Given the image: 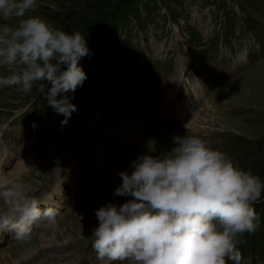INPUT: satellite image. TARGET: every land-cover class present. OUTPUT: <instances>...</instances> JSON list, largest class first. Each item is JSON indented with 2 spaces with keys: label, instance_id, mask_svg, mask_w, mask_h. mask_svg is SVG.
Here are the masks:
<instances>
[{
  "label": "rangeland",
  "instance_id": "obj_1",
  "mask_svg": "<svg viewBox=\"0 0 264 264\" xmlns=\"http://www.w3.org/2000/svg\"><path fill=\"white\" fill-rule=\"evenodd\" d=\"M93 3L37 0L29 15L69 33L79 31L88 44L94 34L103 33L104 15L95 16ZM134 7L138 14L129 13L116 30L114 53L90 47L79 60V66L95 61L93 77L104 82L93 85L86 79L77 87V110L66 125L39 93V83L28 93L17 86L0 89V130L8 125L7 148L16 130L26 136L13 147L16 155L3 168L4 176H18L30 197L59 209L55 232L44 223L33 226L25 239H17L15 231H0V264H107L91 246L98 226L95 210L130 199L114 195L121 184L118 174L130 172L139 155L169 151L173 136L202 137L259 176L264 157L249 150L264 140V0H154L153 5L144 0ZM133 20L144 22L141 31ZM0 23L15 26L17 21ZM0 74L6 69L0 67ZM170 86L175 90L168 91L169 99L176 97L169 105L161 98ZM40 99L39 114L35 104ZM128 101L142 104L145 119L152 112L156 117L145 124ZM167 107L170 111L164 112ZM96 141L112 157V164L100 170L86 151ZM260 249L263 253L255 257L242 255L241 264H264L263 243Z\"/></svg>",
  "mask_w": 264,
  "mask_h": 264
},
{
  "label": "clouds",
  "instance_id": "obj_2",
  "mask_svg": "<svg viewBox=\"0 0 264 264\" xmlns=\"http://www.w3.org/2000/svg\"><path fill=\"white\" fill-rule=\"evenodd\" d=\"M37 0H0V87L39 93L68 123L76 106L65 95L88 78L79 60L89 55L85 36L66 32L29 15ZM47 91L45 92V88ZM60 98H57V97ZM173 147L142 154L121 171L114 195L130 197L95 210L98 226L91 246L107 264H241V237L259 224L254 205L264 181L234 164L224 152L196 135L173 136ZM0 231L25 239L44 223L55 232L59 209L29 196L18 176L0 175ZM40 205H44L43 208Z\"/></svg>",
  "mask_w": 264,
  "mask_h": 264
},
{
  "label": "trees",
  "instance_id": "obj_3",
  "mask_svg": "<svg viewBox=\"0 0 264 264\" xmlns=\"http://www.w3.org/2000/svg\"><path fill=\"white\" fill-rule=\"evenodd\" d=\"M92 1L94 2L93 7L98 10V11L94 10L95 16L100 15V14L104 15L102 19L103 33H102V36H97L96 34H94V36L90 38L91 40L89 39L90 42L87 44V47L88 49L90 47L91 48L98 47V51L104 52L107 54L114 53L113 51L117 49V45H118L116 44V37H115L117 34L116 30L117 29L121 30L123 28L122 24L125 25L126 16L129 15V13L133 11L135 12V13L132 12L133 14L135 15L138 14V10H136L134 6L138 1L143 3L144 0H107V2H105V0H92ZM149 1L152 2V5H153L154 0H149ZM172 16H173L172 20L174 21L175 15L173 14ZM120 22H122L121 25H120ZM143 23L144 22H141V24ZM136 24L139 26L137 27V29L141 31V28H140L141 24H138L137 22ZM103 42L106 44V47L103 45L104 44ZM93 65H95L96 67L95 61L82 63L81 67L85 71L88 77L86 81H91L93 85L98 82L100 83V85H102L101 83L104 82L102 80V77L100 76L93 77V71H92L94 68ZM103 79L105 81L107 80L105 78ZM78 90H80V88H78ZM65 95H68L70 97V102L72 104H75L76 101H79V98H77L76 92H69V93H66ZM42 97H44V95H42ZM250 145L251 147H250L249 152L253 154L255 152V154H258V156L260 155V157H264V140H258L256 142H253ZM260 159H261L262 164L259 167V169L261 170H259L258 173H259V177L262 179V181H264V163H263L264 159L263 158H260ZM262 196H264V192H262ZM259 203L254 205L255 210L259 216V224H258L257 229L253 233H249V235L245 234L243 237L240 238L241 242L239 243L238 247L242 255L250 254L253 257H255L257 253L258 254L263 253L262 249L260 248H261V244L262 243L264 244V232H262L263 230L260 231L261 228L259 227L261 226L264 227V207H263L264 205L261 206L259 205ZM255 244L258 245L256 246L257 248L255 247ZM254 247L257 249V251L254 250ZM253 251H256V252L253 253Z\"/></svg>",
  "mask_w": 264,
  "mask_h": 264
},
{
  "label": "bare ground",
  "instance_id": "obj_4",
  "mask_svg": "<svg viewBox=\"0 0 264 264\" xmlns=\"http://www.w3.org/2000/svg\"><path fill=\"white\" fill-rule=\"evenodd\" d=\"M24 171H22V173H23ZM24 173H27V172H24ZM56 177V176H55ZM61 177V176H60Z\"/></svg>",
  "mask_w": 264,
  "mask_h": 264
}]
</instances>
